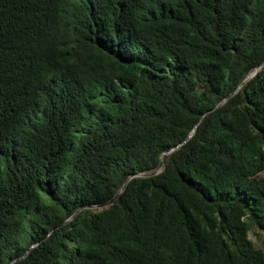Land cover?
Instances as JSON below:
<instances>
[{
  "label": "trees",
  "instance_id": "1",
  "mask_svg": "<svg viewBox=\"0 0 264 264\" xmlns=\"http://www.w3.org/2000/svg\"><path fill=\"white\" fill-rule=\"evenodd\" d=\"M251 224L264 0H0V264H264Z\"/></svg>",
  "mask_w": 264,
  "mask_h": 264
},
{
  "label": "water",
  "instance_id": "2",
  "mask_svg": "<svg viewBox=\"0 0 264 264\" xmlns=\"http://www.w3.org/2000/svg\"><path fill=\"white\" fill-rule=\"evenodd\" d=\"M255 71H256V69H253L252 71H250L249 73H248V76L244 79V81H246V80H248V78L250 77V76H252L254 73H255ZM244 81H242V82H244ZM162 163H163V153L161 154V156H160V159H159V162H158V165H157V168L154 170V171H150V172H145V173H143V174H153V173H157V172H159L161 169H162ZM141 174V173H140ZM129 177H131V176H129ZM129 177L126 179V181L122 184V186H120L118 189H117V191L114 193V195L111 197V198H109V200H107V201H105L104 203H102V205H109V204H111V203H113L115 200H116V198H117V196L120 194V192L122 191V189L125 187V185H126V182H127V180L129 179Z\"/></svg>",
  "mask_w": 264,
  "mask_h": 264
},
{
  "label": "rangeland",
  "instance_id": "3",
  "mask_svg": "<svg viewBox=\"0 0 264 264\" xmlns=\"http://www.w3.org/2000/svg\"><path fill=\"white\" fill-rule=\"evenodd\" d=\"M248 232L256 246L264 250V231L258 226L251 224Z\"/></svg>",
  "mask_w": 264,
  "mask_h": 264
}]
</instances>
